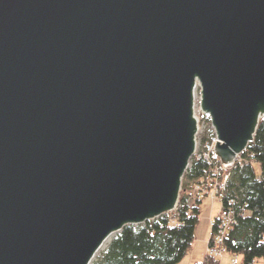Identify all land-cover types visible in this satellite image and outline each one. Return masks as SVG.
I'll list each match as a JSON object with an SVG mask.
<instances>
[{
  "label": "water",
  "instance_id": "obj_1",
  "mask_svg": "<svg viewBox=\"0 0 264 264\" xmlns=\"http://www.w3.org/2000/svg\"><path fill=\"white\" fill-rule=\"evenodd\" d=\"M197 89L234 164L264 118V0H0V264H92L172 212Z\"/></svg>",
  "mask_w": 264,
  "mask_h": 264
},
{
  "label": "trees",
  "instance_id": "obj_2",
  "mask_svg": "<svg viewBox=\"0 0 264 264\" xmlns=\"http://www.w3.org/2000/svg\"><path fill=\"white\" fill-rule=\"evenodd\" d=\"M202 119L210 124L207 115ZM210 133L207 130L204 139ZM241 158L230 171L223 200L227 207L233 199L237 213L226 245L231 254L241 258L242 264H258L259 259H264V118ZM214 164H219V160L209 163L193 157L183 179V191L212 174ZM202 203L195 201L182 209L175 223L164 215L142 225L125 227L92 264H179L192 248ZM197 264H206V258Z\"/></svg>",
  "mask_w": 264,
  "mask_h": 264
},
{
  "label": "built area",
  "instance_id": "obj_3",
  "mask_svg": "<svg viewBox=\"0 0 264 264\" xmlns=\"http://www.w3.org/2000/svg\"><path fill=\"white\" fill-rule=\"evenodd\" d=\"M198 119L199 131L194 157L212 163L215 159L219 160L215 155V148L219 139L212 127L211 121L208 124L205 120H201L202 115ZM209 129L211 133L204 139ZM241 155L238 156L237 161L242 160ZM235 163L225 165L219 160V164L212 165L213 173L200 182L190 184L184 191L182 188L176 208L172 212L165 214L166 216L169 215L170 218L174 216L177 219L176 217L179 212L195 201H204L206 198L217 200L220 204V209L215 216L210 218L211 232L205 254L206 264H242L241 258L236 254H231L226 245L227 234L236 224L235 201L230 199L229 205L227 207L223 206L227 181Z\"/></svg>",
  "mask_w": 264,
  "mask_h": 264
},
{
  "label": "rangeland",
  "instance_id": "obj_4",
  "mask_svg": "<svg viewBox=\"0 0 264 264\" xmlns=\"http://www.w3.org/2000/svg\"><path fill=\"white\" fill-rule=\"evenodd\" d=\"M200 97H201L200 89H197V98H196L197 117L200 116V111H199ZM203 116L205 115H202V118ZM255 167L258 171L260 170L258 165H256ZM219 209H220V204L217 202V200H214L212 198H206L203 201L202 206H201L200 216H199V223L197 225L196 232H195V240L193 242L192 248L189 251L185 261H183V263L181 264H188V262L192 258L194 259L198 258L199 261H202V259L204 258V252L207 249V243H208L210 232H211L210 218L215 216L216 213L219 211ZM170 219L172 220L173 223L177 221V219H175L174 216H172ZM106 249L100 251L97 257H99ZM258 264H264V259H259Z\"/></svg>",
  "mask_w": 264,
  "mask_h": 264
},
{
  "label": "crops",
  "instance_id": "obj_5",
  "mask_svg": "<svg viewBox=\"0 0 264 264\" xmlns=\"http://www.w3.org/2000/svg\"><path fill=\"white\" fill-rule=\"evenodd\" d=\"M205 252H206V250H205ZM204 252V258L202 259V261H199V259L198 258H192L189 262H188V264H197V263H202L204 260H205V253ZM187 257V256H186ZM186 257L179 263V264H181V263H183V261H185V259H186Z\"/></svg>",
  "mask_w": 264,
  "mask_h": 264
},
{
  "label": "bare ground",
  "instance_id": "obj_6",
  "mask_svg": "<svg viewBox=\"0 0 264 264\" xmlns=\"http://www.w3.org/2000/svg\"><path fill=\"white\" fill-rule=\"evenodd\" d=\"M196 92H197V90H196ZM112 238H113V236L109 237V238L105 241V243H104L103 246L101 247L100 251L106 249V247L108 246V244L111 242V239H112ZM100 251H99V252H100Z\"/></svg>",
  "mask_w": 264,
  "mask_h": 264
}]
</instances>
